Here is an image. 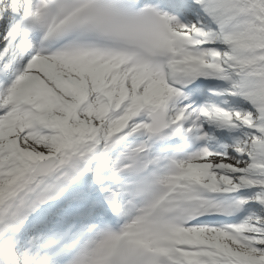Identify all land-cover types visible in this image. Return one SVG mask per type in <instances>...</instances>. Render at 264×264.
<instances>
[{
  "label": "snow or ice",
  "instance_id": "1",
  "mask_svg": "<svg viewBox=\"0 0 264 264\" xmlns=\"http://www.w3.org/2000/svg\"><path fill=\"white\" fill-rule=\"evenodd\" d=\"M0 264H264V0H0Z\"/></svg>",
  "mask_w": 264,
  "mask_h": 264
}]
</instances>
